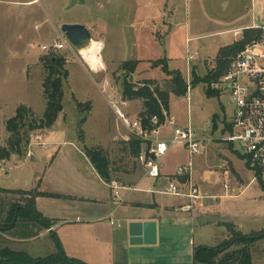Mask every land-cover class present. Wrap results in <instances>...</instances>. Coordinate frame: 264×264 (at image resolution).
Returning a JSON list of instances; mask_svg holds the SVG:
<instances>
[{"label":"rangeland","instance_id":"374dc122","mask_svg":"<svg viewBox=\"0 0 264 264\" xmlns=\"http://www.w3.org/2000/svg\"><path fill=\"white\" fill-rule=\"evenodd\" d=\"M84 17L93 22L95 27V30H91L83 23L92 34L90 43L92 41L100 43L99 35L104 42L105 50L103 52L101 50L100 54L108 68L106 67L107 72H103L102 75L108 76L114 89L119 87L123 76V72L119 69L121 61L132 58L144 59L155 56L158 52H161L162 57L156 58L157 60L166 58L170 69L185 73L184 58L187 55L185 38L188 35H197V39L189 42L190 51L196 49L198 53L188 63L190 78L186 82L189 84L192 79V68L198 77H202L214 66V57L220 47L242 39L232 40L228 36L229 28L249 25L251 21L264 22V0H0V142L5 140L7 134L5 119L13 115L18 104L28 102L29 104L26 105L37 116L44 110L45 100L41 81L45 70L38 60L39 56L52 52L63 55L70 71L62 96L63 109L59 112L54 126L46 128L48 134L44 136V141L42 140L46 146H40L44 149L27 143L19 159L12 156L3 161V168L0 170V188L5 189H0V247L23 250L32 256H43L55 251V240L50 234L54 221L52 225L45 226L20 218L14 228L6 229L10 221V208L13 205H23L24 198V194L10 189L43 188L57 192L67 187L71 178L68 175V162L81 158V144L77 141L76 127L83 112L76 109V100L90 101L88 122L82 127L86 132L84 143L94 145L99 141L105 145L108 157L114 169H117L112 173V178L115 179L119 175V170L123 174L126 170L125 166L128 168L137 163L135 158L122 150L124 146L121 143L122 139L108 142L116 118L107 103L118 102L120 110L125 113L124 106L120 103V99H114L109 95L103 82L99 86L95 85L94 81L97 82L99 79L84 73L78 64L81 59L83 60V53L78 52L72 45L73 52L66 47L49 51L41 48L42 45L49 46L54 40H59L60 36L65 37L60 31L61 24L72 21L83 22ZM154 22L159 24L158 29L156 27L154 31L160 43L151 31ZM248 42L250 41L246 43ZM163 46L166 49V57L163 54ZM154 60L148 62L153 68L149 71V75L159 77L165 72L154 67H160L159 64L154 63ZM172 79L173 76L163 74V79L156 82L159 88L161 83L163 89H169ZM191 87L187 90V98L174 94L170 102L171 109L179 114L180 119L188 120L199 138L204 137L209 141L205 142L206 146L203 149L206 150V147L214 149L219 146L220 149L216 153H222L224 145L231 148V145L220 140L225 134V122L228 121L232 111L231 106L227 104L226 95L210 89L209 84L203 81H197ZM205 87L218 95H208L205 93ZM129 108L133 113L135 103H130ZM212 116H215L214 121L210 123L213 131L208 132L206 137L205 123L212 120ZM128 117L129 120L134 119L132 115ZM31 137L30 134L29 141L33 140ZM233 146L235 150L231 148L229 151L241 153L238 142H234ZM203 149L204 152L198 155L201 167L206 168L204 182L211 188L218 187L224 182L229 183L228 189L231 193L233 188L231 182H239L236 173L230 176L216 173V156ZM29 150L32 152L30 156H28ZM233 155H235L234 168L240 174L242 182L246 183L252 173L244 165L243 158L236 153ZM5 170L8 174H4ZM256 172L259 173V170ZM258 188L260 184L256 181L250 185L244 195L228 200V209L241 218L242 232L234 230L235 233L229 234L224 241L216 244L214 246L217 248L216 256L208 264H216L220 258L228 256L233 249L241 245V241L229 244L238 235H250L243 234L248 227H260L264 230V189ZM247 197H255L256 203H250ZM37 198H40L38 202ZM53 199V196L39 195L35 199V208L40 213L44 211L42 215L66 214L62 203L58 199L57 202ZM254 208L255 218L251 216L243 218ZM55 233L59 239V231ZM218 233L219 231L216 230L213 236ZM262 238L264 237L249 245L251 264H264Z\"/></svg>","mask_w":264,"mask_h":264},{"label":"crops","instance_id":"0c3cea01","mask_svg":"<svg viewBox=\"0 0 264 264\" xmlns=\"http://www.w3.org/2000/svg\"><path fill=\"white\" fill-rule=\"evenodd\" d=\"M72 22L84 23L90 27L91 30H95V27H93L94 23L89 21L86 17H84L83 22ZM252 22L253 21H251V23ZM156 27L158 29L159 24L154 22L151 31L154 38L160 43L154 31ZM237 27L240 26L229 28L228 31ZM99 37V44L103 48L100 46L99 52L97 51V59L94 65H90L85 59H81L78 64L82 67L84 73L90 77L93 76L94 78L99 79L97 82L94 81L95 85L99 86L103 82L111 97L123 100L120 95V84L119 87L114 89L108 76L104 77L102 75L103 72H107V64H105L102 54H100V51L102 50L103 52L105 48L100 35ZM196 37L198 36H186L184 44V46H186L185 52L186 50H190L189 42L197 39ZM195 50L196 49L191 51L194 52ZM163 52L166 57V49L164 46ZM159 57H162L161 52H158L155 56L144 59L133 58L138 60V64L134 72H132L133 81H142L148 78L157 81L162 80L163 74L165 73L159 77L149 75V71L153 68L148 62ZM185 58L184 60L186 62ZM154 67L161 69L159 66ZM67 70L68 81L70 71L68 68ZM181 73L184 78L186 77L185 79L188 82L190 78L188 62H186L185 73L183 71ZM100 80L101 82H99ZM159 86L162 90L166 89L162 88L161 83H159ZM191 88V86H188L187 90ZM187 90L185 95L180 96L187 98ZM169 94L168 115L172 117L176 125L188 126V120L180 119L179 114L171 109V98L175 95L171 92H169ZM124 101H126L124 105L125 114H127V116L132 115L133 117H137L141 108V100L133 99ZM133 102L135 103V108L133 110L134 112L131 113L129 104ZM25 104L29 103L25 102ZM107 104L109 105V103ZM113 113L116 122L114 123V129L108 142L118 140L119 138L124 141L123 137L126 135L127 129L123 126L114 111ZM88 116L89 113H87L86 120L82 124V127L88 122ZM210 123H212L211 120L205 123L204 135L206 137H208V132L213 131ZM53 126L54 124L51 127ZM83 130L86 138L85 129L83 128ZM46 131V129L35 131L31 133V138H34V135L40 132L43 140L44 136L48 134ZM171 133L172 127L165 124L160 129L159 136L161 138H166L170 136ZM201 139L203 140V143L201 151L198 154L204 152L202 149L206 146L204 144L207 140L204 139V137ZM4 141L0 142V144H3ZM94 145H99L101 147L105 146L104 144L99 143V141L95 142ZM229 145L234 149L232 144ZM38 148L40 149L41 147L38 146ZM231 148L224 145V148L221 150L224 153H216V151L220 149L219 146L214 147V149H207L206 147L208 152H211L216 156V173L221 174L222 176H230L233 173H236V178L239 179V182H231L233 187L231 193L228 189L229 183L227 184L224 182L222 185H218V187L213 186L214 188H211L204 182V176H206L204 172H206V168L201 167L200 156L198 154L194 155L192 159V167L189 171L190 173L188 175L186 174L187 179L194 183L199 190L200 196L193 202H190L186 195L178 196L169 193L165 194L162 192L151 191V188H162L167 184L169 179L176 180L178 185L185 190L187 189L185 187V182L181 181V177L184 174L176 176L174 173L178 165L189 159L183 145L170 147L166 150V153L161 156L159 167L160 177L157 179L146 177L145 174H143L142 165L137 161L133 166L128 168L125 166L127 171H123V174L119 170V175L115 177V179H111L116 183L117 187L115 188H112L100 177V175L97 174L89 159L84 156L80 149L81 158H79V160L68 162V175L73 179L70 178V182L65 189L57 192L48 191L43 188L38 189L40 191L43 190L60 193L61 196L54 197L53 200L57 202L58 199V201L62 203L63 210H65L66 214H63L62 216L44 215L54 219L52 231H59V239L65 254L70 257H77L88 264H204L194 260V247L201 245L215 246L217 243L224 241L229 236L227 224H233L236 230L242 232L241 228L243 226L241 224V218H238V214L228 209V200L244 195L250 185L258 181L255 170L248 165L249 163L247 164L244 155H241V153L237 151L235 153L243 158L244 165L252 173L249 179L246 180V183L242 182L240 174L237 173L234 168L235 155L233 154L235 153L229 151ZM12 156L19 159V156L15 154H11L9 157ZM4 174H8V171L5 170ZM132 187H135V189H131ZM260 188L258 189L260 190ZM39 200L40 198H37V202ZM247 200L250 203H256L255 197H247ZM255 211V208L254 210L251 209L249 214L245 215L243 218H246L247 216L255 218ZM41 212L45 213L44 211ZM110 220H112L113 223H111ZM137 221L147 223V232L145 235L146 240H143V242L137 243L136 245H132L129 243L128 226L130 222ZM216 230H218L219 233L216 234V236H213L215 235ZM261 230L263 229L260 227H248V230L243 234ZM43 234L45 233L43 232Z\"/></svg>","mask_w":264,"mask_h":264},{"label":"trees","instance_id":"16d2710c","mask_svg":"<svg viewBox=\"0 0 264 264\" xmlns=\"http://www.w3.org/2000/svg\"><path fill=\"white\" fill-rule=\"evenodd\" d=\"M259 29L245 28L242 34V39L234 42L227 43L218 49L215 54V64L208 69L202 77L195 74L194 68L191 69V83L186 82L181 72L176 69H170L168 64L163 60H154V63L160 65L165 74L173 76L172 85L169 90L160 89L155 79H144L142 81H130L128 77L134 72L138 60L128 59L120 63L119 69L123 72L120 80V95L123 100H141V108L137 114L140 124L143 128H152L151 117L155 115L158 119L157 123H163L164 113L168 114L169 92L180 96L185 95L188 86H193L197 81H203L205 84L216 80L227 69L231 58L242 50L247 41L258 37ZM38 60L44 67L45 73L42 78V94L45 100V107L42 114L37 116L33 113L32 109L25 103H20L15 107L14 113L5 119L6 138L3 144H0V160H8L11 154L22 156L26 144L29 142V135L39 129H46L51 127L59 112L63 109V92L64 85L67 82L68 70L66 67L65 58L63 55L44 54L40 55ZM205 93L208 95H218L216 92H211L205 87ZM76 109L83 112L81 118L77 122V141L81 144V151L84 156L89 159L95 171L107 183L112 179V173L117 171L114 169L111 160L108 157L107 150L99 145H86L84 143V130L82 124L86 120L87 111L90 109V101L86 102L75 101ZM216 116V115H215ZM215 116H212L211 122L214 121ZM124 152L130 157L135 158L141 150L142 144L136 138H131L129 141H122ZM126 145V146H125ZM136 159V158H135ZM248 164V161H247ZM249 165V164H248ZM260 186L264 189V182L256 175ZM187 175L181 177V181H185ZM17 193L24 194L22 200L23 205H13L10 208V221L6 229H11L15 226L18 219H29L45 226L52 225L54 220H50L40 211L35 208V198L39 195H48L57 197L59 193H53L43 190L34 189H10ZM28 194V195H27ZM26 195V196H25ZM229 234L240 232L234 228L233 224H227ZM235 230V231H234ZM51 236L55 240V251L43 254V256H32L23 250L10 249L8 247H0V264H88L85 261L77 258L70 257L65 254L61 241L57 239L55 231H52ZM248 236L238 235L231 244L240 242L237 248L233 249L228 256L220 258L216 264H251V254L249 245L264 237V230L262 232H250ZM256 234V235H255ZM218 244V243H217ZM216 249L214 246H196L194 247V260L208 264L212 258L216 256ZM213 264V263H211Z\"/></svg>","mask_w":264,"mask_h":264},{"label":"built area","instance_id":"2783aa9c","mask_svg":"<svg viewBox=\"0 0 264 264\" xmlns=\"http://www.w3.org/2000/svg\"><path fill=\"white\" fill-rule=\"evenodd\" d=\"M245 28L259 29L260 33L231 58L227 69L219 78L209 83V88L225 94L227 104L232 108L228 121L225 122V134L220 137V140L227 145L238 142L241 155H244L251 168L255 170V174L264 181V22H252L248 26L233 28L229 31V37L232 40H238L242 37ZM64 47L72 51L71 44L63 36H60L59 40H54L49 46H41L47 51ZM196 55V50L194 52L187 50L186 62H191ZM120 103L124 106L126 101L120 100ZM109 105L127 129L123 140L126 142L136 138L142 144L135 158L142 165L143 174L146 177L153 179L160 177L161 156L168 148L182 145L189 159L178 165L174 173L176 176L190 173L192 159L201 151L203 143L192 126L176 125L172 117L163 111L165 116L163 123L158 124L157 117L153 115L151 117L153 127L143 128L137 117L129 120L127 114L120 110L118 102L110 101ZM165 124L172 127V133L166 138H161L160 129ZM28 145L46 146L40 132L34 135ZM30 155H32L31 150L28 151V156ZM2 168L3 160H0V170ZM257 170L259 173L256 172ZM184 182L186 190L178 185L176 180L169 179L162 188H151V191L178 196L186 195L190 202L198 199L200 194L196 185L188 179ZM108 184L112 188L117 187L114 180H110ZM110 222L113 223L112 220Z\"/></svg>","mask_w":264,"mask_h":264},{"label":"water","instance_id":"95a60500","mask_svg":"<svg viewBox=\"0 0 264 264\" xmlns=\"http://www.w3.org/2000/svg\"><path fill=\"white\" fill-rule=\"evenodd\" d=\"M60 31L64 34L66 40L78 51L84 46L90 44L91 33L88 27L78 22H67L60 26ZM132 81V75L128 77ZM147 223L130 222L128 226L129 243L136 245L146 240Z\"/></svg>","mask_w":264,"mask_h":264},{"label":"bare ground","instance_id":"6f19581e","mask_svg":"<svg viewBox=\"0 0 264 264\" xmlns=\"http://www.w3.org/2000/svg\"><path fill=\"white\" fill-rule=\"evenodd\" d=\"M100 46L101 45L99 43L92 41L89 45L84 46V48H81L78 52L83 53V55H84L83 59L87 60V62H89L90 65L91 64L94 65V63L96 62V59H97V57H96L97 51L99 52ZM95 68H97V67H95Z\"/></svg>","mask_w":264,"mask_h":264}]
</instances>
